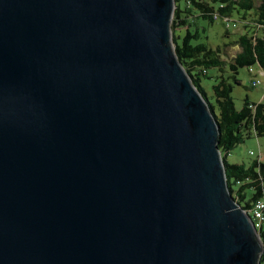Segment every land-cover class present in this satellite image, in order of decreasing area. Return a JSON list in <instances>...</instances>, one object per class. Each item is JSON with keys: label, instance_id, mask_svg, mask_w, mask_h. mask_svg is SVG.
<instances>
[{"label": "water", "instance_id": "water-1", "mask_svg": "<svg viewBox=\"0 0 264 264\" xmlns=\"http://www.w3.org/2000/svg\"><path fill=\"white\" fill-rule=\"evenodd\" d=\"M176 0H0V264H261Z\"/></svg>", "mask_w": 264, "mask_h": 264}, {"label": "trees", "instance_id": "trees-1", "mask_svg": "<svg viewBox=\"0 0 264 264\" xmlns=\"http://www.w3.org/2000/svg\"><path fill=\"white\" fill-rule=\"evenodd\" d=\"M236 14L237 22L240 23L254 14V23H244L253 29L246 26L245 33L235 41L237 54L227 62L220 47L214 49L205 41L206 38L203 39L207 29L204 23L212 26L216 21L223 20L230 28ZM172 30L179 61L217 118L221 133L219 148L227 171L229 189L234 200L249 211L264 193V158L260 156L245 167L230 164L227 157L253 134L264 137V104H252L245 100L243 108L238 110L232 98L234 85L231 80L239 85L237 75L243 68H249L250 71L258 65L264 70V0H259L258 5L255 0H176ZM179 30H184V33L175 32ZM211 70H216L218 81L213 87L214 103L201 85L203 78L212 77ZM259 234L264 243V227L259 230ZM261 264H264V253Z\"/></svg>", "mask_w": 264, "mask_h": 264}, {"label": "rangeland", "instance_id": "rangeland-1", "mask_svg": "<svg viewBox=\"0 0 264 264\" xmlns=\"http://www.w3.org/2000/svg\"><path fill=\"white\" fill-rule=\"evenodd\" d=\"M256 5L259 4V0H255ZM230 23V28L226 25L223 20L216 21L212 26L204 25L207 27L203 39L208 43V45L214 49L220 47L223 51V58L230 62L232 57H234L238 52V46L235 41L238 37L245 33L246 26L251 27L249 24H244L245 22L254 23V14L249 16L247 19L243 20L244 23L237 22L238 15L236 14ZM252 29H249L250 31ZM176 33H184V30L175 31ZM225 45H228L225 47ZM253 73H250L249 68H243L239 70L237 79L240 84H235L233 80L231 83L234 85L232 98L234 100L235 106L238 110H241L244 106L245 100H249L252 104H264V70H262L258 65L252 67ZM211 78H203L201 85L205 90L208 98L212 103L214 100L213 87L217 84V72L216 70L210 71ZM260 81L261 85L257 88L253 87V83ZM254 152L255 156H251L250 153ZM262 156L264 158V137L259 138L255 134L245 141L244 144L235 148L227 157L230 164H239L248 167L251 163ZM249 194L251 192L249 191Z\"/></svg>", "mask_w": 264, "mask_h": 264}, {"label": "built area", "instance_id": "built-area-1", "mask_svg": "<svg viewBox=\"0 0 264 264\" xmlns=\"http://www.w3.org/2000/svg\"><path fill=\"white\" fill-rule=\"evenodd\" d=\"M250 73H253V69H250ZM260 85V81L253 83L254 88H257ZM250 155L254 156L255 153L251 152ZM247 212L252 218V221L254 222V225L258 231L264 227V193L263 196L259 200H257L253 207Z\"/></svg>", "mask_w": 264, "mask_h": 264}]
</instances>
